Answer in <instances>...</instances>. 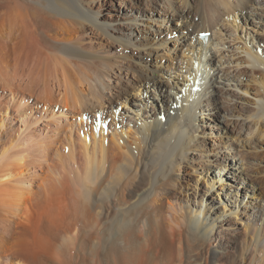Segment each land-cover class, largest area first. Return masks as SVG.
I'll use <instances>...</instances> for the list:
<instances>
[{
  "label": "bare ground",
  "instance_id": "obj_1",
  "mask_svg": "<svg viewBox=\"0 0 264 264\" xmlns=\"http://www.w3.org/2000/svg\"><path fill=\"white\" fill-rule=\"evenodd\" d=\"M183 1L185 10L169 0L152 8L181 25H161L134 44L111 35L92 0H0V264H264V198L256 195L262 216L242 223L249 237L236 248L225 224L239 206L215 211L216 200H204L218 183L224 198L232 197L220 172L235 158L230 141L217 143L214 159L205 161L219 171L206 172L213 187L192 206L173 175L200 147L191 143V118L206 82L200 74L210 39L201 32L236 29L231 11L248 9L244 21H260L257 4L264 0H198L202 9L190 18L192 6ZM173 30L182 40L168 39ZM162 32L166 39H156ZM98 33L136 57L109 59L85 42ZM241 47L247 66L264 69L258 51ZM158 68L169 75L168 92ZM256 96L247 121L264 125V95ZM117 99L123 106L129 100L133 111L124 108L133 115L112 121ZM210 104L217 106L208 101L203 108ZM242 158L234 160L240 171Z\"/></svg>",
  "mask_w": 264,
  "mask_h": 264
},
{
  "label": "rangeland",
  "instance_id": "obj_2",
  "mask_svg": "<svg viewBox=\"0 0 264 264\" xmlns=\"http://www.w3.org/2000/svg\"><path fill=\"white\" fill-rule=\"evenodd\" d=\"M187 1L192 6L190 7V11L193 13L191 14L190 12V18V16L192 17V15H195L194 13H199L201 11L202 5L198 0ZM157 2L160 4L162 3L161 5L165 8L168 0L165 2L164 0H92V5L94 14L97 15L99 20H104V23H108L106 26H108L112 36L127 39L129 41L131 40L134 44H139L141 41L146 42L144 39L145 35H154L157 30H164L165 27L163 29L161 25L175 28L182 24L180 20H176V23L170 21L169 18L172 16H160L154 11L152 8L157 6ZM169 2H172L171 4H173L174 9L176 7L177 10L186 9L183 0H169ZM257 5L259 8L261 7L257 9V13L264 15V1ZM262 8L263 10L261 11ZM170 11L171 10H169V12ZM239 11L241 10L235 12L231 11L232 15L235 14V22L238 25L236 29L233 25L228 26L224 24V26L219 27V33H214L213 31L201 32L204 33L202 37L210 39V46L207 50L205 59L208 60L207 64H205L207 70L205 72L202 70L200 74L206 82L204 85L202 84L203 82L199 85H202L201 89L198 90L201 102H198L199 104H197V101L194 102L197 113L194 118H191L194 119L192 120L194 125L193 129L196 130L193 134L195 140H192L191 143L192 145L197 143L200 147L196 148L195 151L189 152V160L184 162L180 168L176 167L173 173L174 177H179V182L186 186L183 190L186 194L187 189V196L189 198L187 201H189V203L191 201L194 202L195 197L196 200H201L200 196L204 194V190L207 189V187H213L210 182H206V179H209L213 175L206 174V172L209 173L212 169H216V172L219 171V168L213 166H210L211 168L209 170L206 166L207 159H210V161L214 159L213 154L218 151L216 147L217 143H222L227 140L231 142V152L234 154L235 158L233 162H231L230 167H226L220 172H223L221 175L227 179L225 184H228L231 188L228 190V193L232 194V197L229 196L228 199H225L223 196L224 190L218 187V183L214 185L213 189H207V195L204 196V200L210 201L212 198L216 200L214 201V208H212L215 211L217 210L216 207L221 209L222 205H225V210L239 206L236 218H229L228 223L225 224V228H233L228 231L229 234L227 236L231 241L230 243H233L235 248L237 244L241 241H247L249 237V227L242 225V223H252L251 219L257 217L255 215L260 213V216H258L260 219L262 216L261 214L264 212L261 211L263 202L260 201V205H257L259 199H255L256 195L264 198V125L258 122L259 124H257V127L253 124V121H247L250 114H252L256 108L254 104V101L258 99L256 95L260 97L264 95V69L259 66H255L254 68L247 66L245 61L246 54L244 52L242 53L244 48L241 47L242 45L243 47H250L254 51H258L260 56L264 59V16L260 21L255 18L252 24L248 21L245 22L242 16L246 13L250 14V11H248V9H243L241 11V16H239ZM109 15L111 17H109ZM159 17L162 18H160V21H157ZM174 18L177 17L174 16ZM112 20L114 21L112 22ZM142 31H146L147 34L142 33ZM166 35L165 32H162L159 36H156V39H166ZM173 37H178L179 40H182L181 32L179 31L173 30L172 34H168V39ZM86 39L87 38H85V42L87 41L86 43H92L94 49L99 50V52L101 50V53L103 52L102 54L109 59H124L125 55H131V58H134L137 54L136 50L118 44L109 37L104 35L99 37V33L95 34L94 38L90 41ZM152 46V44L148 45L149 48ZM237 46L240 47L237 48ZM179 55L181 56V53H179ZM155 64H157L156 59L150 57L148 59V65L153 68ZM156 70L157 78L165 84L161 87V90L163 89L168 92L169 86L166 79L169 75L163 69L158 68ZM224 75L228 76L229 80L225 79ZM173 80H176L175 77H171L170 84L173 83ZM153 91H155V88L151 87L150 93H153ZM6 92L4 96L7 95ZM140 94V97H143L142 90ZM136 101L138 102V100ZM208 101L210 103H215L217 106L214 107L210 104L209 107L204 106L203 108V104H208ZM262 103H264V100ZM130 105L131 102L129 104V100H126L124 106H127L133 111V106ZM199 105L201 106L199 107ZM124 106L122 104V99H117L112 103L113 114L111 120L113 118L117 120V118L126 115H133L131 110L127 112ZM161 109V102H156L155 110L161 112ZM162 114L161 112L160 115ZM251 118H253V116H251ZM107 121H109V118H107ZM195 146L196 145H194V147ZM211 147H214L215 150H211ZM205 149L209 150L208 154L204 151ZM237 158L243 159L244 166L246 167L244 170L240 171L239 166L235 164L234 160ZM192 167L198 168L197 171ZM233 185L239 190L234 189ZM233 194L236 195L233 196ZM245 195L246 197L244 200L243 198ZM182 197L184 199L186 198V196ZM253 202L255 205H253ZM247 205H249V207H243ZM190 206H192V204ZM244 209H246L247 212L246 216L243 215L244 213H241ZM253 209H256V211H253ZM259 221L260 220H258V223ZM261 224L263 225H260V227H264V221Z\"/></svg>",
  "mask_w": 264,
  "mask_h": 264
}]
</instances>
